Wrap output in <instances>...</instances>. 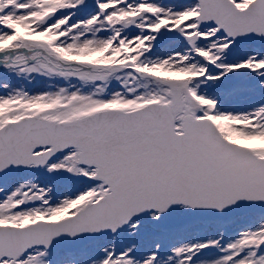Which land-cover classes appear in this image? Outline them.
Instances as JSON below:
<instances>
[{
	"label": "snow or ice",
	"instance_id": "6c2138e0",
	"mask_svg": "<svg viewBox=\"0 0 264 264\" xmlns=\"http://www.w3.org/2000/svg\"><path fill=\"white\" fill-rule=\"evenodd\" d=\"M0 264H264V0H0Z\"/></svg>",
	"mask_w": 264,
	"mask_h": 264
},
{
	"label": "rangeland",
	"instance_id": "374dc122",
	"mask_svg": "<svg viewBox=\"0 0 264 264\" xmlns=\"http://www.w3.org/2000/svg\"><path fill=\"white\" fill-rule=\"evenodd\" d=\"M39 79L40 78H38L37 80L34 81V84H35L34 88H31V86H30L31 83L29 85H27V87H29L32 91H40V90H44L50 86L51 82L45 81L43 79H40V80Z\"/></svg>",
	"mask_w": 264,
	"mask_h": 264
}]
</instances>
